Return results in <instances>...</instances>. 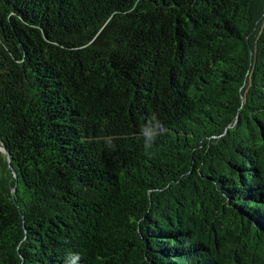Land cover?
I'll use <instances>...</instances> for the list:
<instances>
[{
    "label": "trees",
    "instance_id": "16d2710c",
    "mask_svg": "<svg viewBox=\"0 0 264 264\" xmlns=\"http://www.w3.org/2000/svg\"><path fill=\"white\" fill-rule=\"evenodd\" d=\"M256 228L264 0H0V264H264Z\"/></svg>",
    "mask_w": 264,
    "mask_h": 264
},
{
    "label": "water",
    "instance_id": "95a60500",
    "mask_svg": "<svg viewBox=\"0 0 264 264\" xmlns=\"http://www.w3.org/2000/svg\"><path fill=\"white\" fill-rule=\"evenodd\" d=\"M3 151L6 152L5 150ZM255 230H256V233L259 234L262 240L264 241V231H262L261 229H257V228Z\"/></svg>",
    "mask_w": 264,
    "mask_h": 264
},
{
    "label": "clouds",
    "instance_id": "9594fccd",
    "mask_svg": "<svg viewBox=\"0 0 264 264\" xmlns=\"http://www.w3.org/2000/svg\"><path fill=\"white\" fill-rule=\"evenodd\" d=\"M153 119H155V114H153ZM147 147H150V143L146 145Z\"/></svg>",
    "mask_w": 264,
    "mask_h": 264
}]
</instances>
